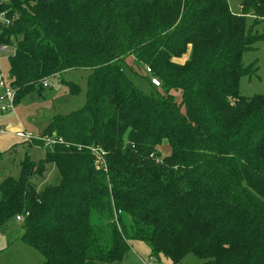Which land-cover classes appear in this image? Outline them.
Segmentation results:
<instances>
[{"label": "trees", "instance_id": "1", "mask_svg": "<svg viewBox=\"0 0 264 264\" xmlns=\"http://www.w3.org/2000/svg\"><path fill=\"white\" fill-rule=\"evenodd\" d=\"M262 20L264 0H242L240 14L228 0H0L15 103L91 69L85 104L45 130L57 142L28 144L45 157L26 152L0 181V229L25 216L22 240L42 264H126L132 241L172 264H264V94L240 92ZM129 57L161 90L137 85ZM52 163L60 182L38 190Z\"/></svg>", "mask_w": 264, "mask_h": 264}, {"label": "rangeland", "instance_id": "2", "mask_svg": "<svg viewBox=\"0 0 264 264\" xmlns=\"http://www.w3.org/2000/svg\"><path fill=\"white\" fill-rule=\"evenodd\" d=\"M228 2L233 13H241L242 0H228ZM253 25L254 18L250 15L246 16L247 30L251 29ZM253 32L259 35L264 34V20L254 27ZM13 51V47H0V73H3L7 81L9 79L8 57ZM184 59L181 58L178 61H183ZM127 63L138 70L139 76L135 77L137 85L148 91L152 89L161 90V86L154 88L150 85L148 81L149 75L145 72L144 65H135L134 57H129ZM243 65L245 67L249 66L253 71L250 75H245L241 78V94L245 96L264 94V40L255 43L251 50L245 52L243 55ZM90 72L91 69L86 68L70 69L58 76L48 77L49 87L44 88L42 91L43 96H40L41 93L39 94V92H31L6 112L1 111V97L5 94V90L0 87V129L3 127L6 134L11 132L16 134L18 131H21L19 129L23 128L34 135L35 138L31 142L42 141L44 143L42 138L45 136V130L55 115L72 112L85 104L87 77ZM61 79L79 84L81 92L76 95L72 94ZM171 92L179 102L181 100V92L179 90H172ZM2 134L4 133H0V136ZM48 137L55 138L54 136ZM166 143L165 141L163 146ZM17 146L18 151L13 150L11 153H6L0 148V180L9 175L18 177L17 173L20 171V168H18L19 161L24 157L26 152L35 160H39L45 155V148L41 145L29 146L28 141H25L18 142ZM163 146L161 148L162 152L168 154L169 145H167L168 148ZM8 158H11L12 162H9ZM13 162H15V167L13 166ZM48 167L50 173L43 177L38 176L34 178L38 190L43 189L47 185L58 184L60 182V174L55 165L52 163ZM5 228L7 229L0 230V248L4 247L0 251V264H41L43 262V256L38 251H34L29 245L26 246L20 243V234L18 235V232L24 230L22 223L13 220ZM134 249V251L131 250L129 252L126 264L140 263L139 256L136 254V246ZM143 251L148 253L145 248H143ZM198 261H200L199 258L190 254L181 263L175 264H198ZM151 263L172 264L168 258L162 255L159 260L153 259Z\"/></svg>", "mask_w": 264, "mask_h": 264}, {"label": "built area", "instance_id": "3", "mask_svg": "<svg viewBox=\"0 0 264 264\" xmlns=\"http://www.w3.org/2000/svg\"><path fill=\"white\" fill-rule=\"evenodd\" d=\"M144 70L146 73H148L150 80L153 84L160 86V81L157 77L152 75V69L149 65H144ZM43 86H48L47 78L43 81ZM0 87L5 90V94L1 97L2 106L1 111L6 112L9 110L14 104H15V97H16V90L12 88L9 84V81H7L3 75V73H0ZM5 129L2 127L0 129V133H4ZM17 136L22 138L25 141H32L35 137L31 133L27 132L25 129L18 131ZM42 140L46 144H52L57 142V139L51 138L48 136H44ZM92 151L98 156L99 159H104L102 157V153H100L97 149L93 148ZM104 162V160H102ZM25 216L23 215H17L16 220L20 223L24 221ZM155 259L153 256L149 255L148 257H141L139 264H152L151 262Z\"/></svg>", "mask_w": 264, "mask_h": 264}, {"label": "crops", "instance_id": "4", "mask_svg": "<svg viewBox=\"0 0 264 264\" xmlns=\"http://www.w3.org/2000/svg\"><path fill=\"white\" fill-rule=\"evenodd\" d=\"M2 48V47H1ZM47 87H49V86H47ZM44 88H46V87H44L43 86V90H44ZM41 93V94H40ZM39 94H40V96H43V94H42V92H40ZM19 130H23V128L22 129H19ZM18 142H25V140H23L22 138H20V137H18L17 136V134H15L14 132H11V133H9V134H6V132H4V134H2L1 136H0V148L3 150V151H5L6 153H11L13 150H16V151H18V146H17V144H18ZM28 144H29V141H28ZM35 145V144H34ZM32 146V145H31ZM163 147H165V148H168L167 147V143L163 146ZM45 154H46V150H45ZM24 156H25V154H24ZM44 157H45V155H44ZM43 157V158H44ZM14 158V157H13ZM12 158V159H13ZM24 158V157H23ZM22 158V159H23ZM32 158V157H31ZM9 159V162L11 161V158H8ZM21 159V160H22ZM33 160H35L34 158H32ZM20 160V161H21ZM20 161H19V167L18 168H20ZM8 162V163H9ZM12 162V161H11ZM13 166L15 167V162H13ZM12 166V167H13ZM49 166V165H48ZM47 166V170H46V172L44 173V175L43 176H46V174H48V173H50V171H48V167ZM56 167V166H55ZM57 169V168H56ZM58 171V170H57ZM19 173H20V171H18V175H19ZM59 173V172H58ZM9 176H11V175H9ZM43 176H41V177H43ZM5 178V177H4ZM2 180V179H1ZM0 180V181H1ZM6 230L7 228H5V227H3V228H1L0 230ZM23 233H24V230H21L20 232H18V235L20 234V243L21 244H24V245H26L27 246V244L22 240V235H23ZM131 245H132V249L131 250H135L134 249V247L136 246V254L139 256V259L141 258V257H148L149 256V254H150V248L144 243V242H141V241H132L131 242ZM29 247V246H28ZM4 247H2V248H0V251L3 249ZM143 248H145V249H147V251H148V253H145L144 251H143ZM33 249V248H32ZM34 251H35V249H34ZM146 254H148V255H146ZM170 260V259H169ZM42 264V263H41Z\"/></svg>", "mask_w": 264, "mask_h": 264}]
</instances>
